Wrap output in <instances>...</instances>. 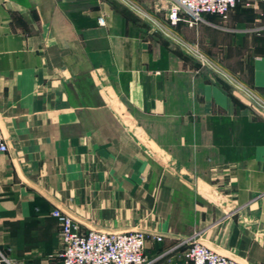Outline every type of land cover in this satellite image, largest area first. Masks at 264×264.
<instances>
[{
    "label": "crops",
    "instance_id": "obj_1",
    "mask_svg": "<svg viewBox=\"0 0 264 264\" xmlns=\"http://www.w3.org/2000/svg\"><path fill=\"white\" fill-rule=\"evenodd\" d=\"M123 7L0 0V264H61L55 209L154 264L192 234L264 264V0L179 23L202 61Z\"/></svg>",
    "mask_w": 264,
    "mask_h": 264
},
{
    "label": "built area",
    "instance_id": "obj_2",
    "mask_svg": "<svg viewBox=\"0 0 264 264\" xmlns=\"http://www.w3.org/2000/svg\"><path fill=\"white\" fill-rule=\"evenodd\" d=\"M166 1L170 5L167 17L171 25H176L182 21L189 27H193L203 22V15H217L226 19L235 5L243 0ZM255 1L259 0H248L245 2V6L249 7ZM184 15L190 19H183L182 16ZM98 21L100 25H104L102 19ZM260 29L262 28H256L254 31L258 32ZM190 50L193 56L203 60L198 49L190 48ZM207 64L213 70H219L214 64ZM255 99L264 110V102ZM6 151L7 147L0 131V154H4ZM51 216L58 221L60 226L61 264H154V261H148L144 255L147 237L142 231L125 233L83 232L79 224L61 210H53ZM156 240L160 241L161 238H156ZM181 247H184L185 250L180 264H241L204 246L197 240L196 234L180 240L170 251H175ZM2 260L5 261L3 258Z\"/></svg>",
    "mask_w": 264,
    "mask_h": 264
},
{
    "label": "rangeland",
    "instance_id": "obj_3",
    "mask_svg": "<svg viewBox=\"0 0 264 264\" xmlns=\"http://www.w3.org/2000/svg\"><path fill=\"white\" fill-rule=\"evenodd\" d=\"M123 4V11L128 17L135 18L138 26L141 29H147L153 35L163 36L164 33L171 38L176 44L181 45L189 53H192L190 48L197 49L198 45L194 42H186L180 40L177 33V25H171L168 20V13L170 5L166 0H121ZM183 19L189 20L186 15L182 16ZM134 19V20H135ZM204 21V20H203ZM182 41V42H181ZM230 79V78H229ZM235 80L231 77V82L235 84Z\"/></svg>",
    "mask_w": 264,
    "mask_h": 264
},
{
    "label": "trees",
    "instance_id": "obj_4",
    "mask_svg": "<svg viewBox=\"0 0 264 264\" xmlns=\"http://www.w3.org/2000/svg\"><path fill=\"white\" fill-rule=\"evenodd\" d=\"M246 1H248V0L240 1V2H238L237 4H242V5L245 6V2H246ZM237 4L235 5V7L237 6ZM235 7H234V8H235ZM234 8H233V9H234ZM233 9H232V10H233ZM230 12H231V11H230ZM230 12H229V13H230ZM229 13H228V15H229ZM206 16H207V17H208V16H216V17H218L221 21H225V20L227 19V18H226V19H222L221 17H219V16H217V15H203V16H202V19H203L204 17H206ZM227 17H228V16H227ZM179 23H184V22L180 21V22H178L177 24H179ZM177 24H176V25H177ZM185 24H186V23H185ZM198 24H199V23H198ZM259 26L261 27V25H259ZM259 26L256 25L254 28H258ZM254 28H253V29H254ZM262 31H264V30H261V31H258V32H256V31H252V33L255 34V35H258V34H259L260 32H262Z\"/></svg>",
    "mask_w": 264,
    "mask_h": 264
},
{
    "label": "water",
    "instance_id": "obj_5",
    "mask_svg": "<svg viewBox=\"0 0 264 264\" xmlns=\"http://www.w3.org/2000/svg\"><path fill=\"white\" fill-rule=\"evenodd\" d=\"M210 78H211V75H210Z\"/></svg>",
    "mask_w": 264,
    "mask_h": 264
}]
</instances>
